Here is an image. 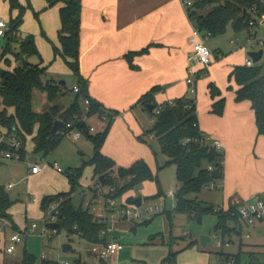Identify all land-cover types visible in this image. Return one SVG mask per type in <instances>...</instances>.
I'll return each mask as SVG.
<instances>
[{
  "label": "trees",
  "instance_id": "1",
  "mask_svg": "<svg viewBox=\"0 0 264 264\" xmlns=\"http://www.w3.org/2000/svg\"><path fill=\"white\" fill-rule=\"evenodd\" d=\"M5 1L8 3L10 17L8 29L5 32L7 45L1 57H5L4 54L9 53L12 43H17L19 50L16 55L13 54L16 59V65L13 67L7 63V60L0 58V128L14 134L24 145L25 135H33V152L43 153V155L52 153L65 137L61 134L63 130H60L52 138L51 128L55 120H61L64 124L73 122L75 127L84 130V136L93 145V156L78 168H68L65 173L70 189L67 192H60L42 198L40 207L45 212L51 201L60 199V214L57 218L60 227L57 229V234L64 230L68 238L78 236L89 244L106 242L109 238L104 236L102 232L107 223L95 221L91 209L84 207L82 200L78 204L74 203L78 191H84V188L79 184V180L86 165L93 167L94 179L97 178L96 184L102 186L103 192L100 194L105 198L120 199L126 193L138 189L146 181L156 183L157 193L145 198L143 201L158 200L165 197L166 193L162 191L157 175L151 171L144 160H137L128 167H122L101 153L112 117L108 110L102 108L101 104L90 98L87 92V82L81 73L82 0H43L46 4L44 9L60 5L57 44L51 42L53 55L54 59L60 57L73 72L77 78V86L80 91L76 94L73 104L64 111L58 105H54L42 113L36 112L32 107V90L34 88L38 89L46 94L49 101H53L62 93V89L51 79L45 78L47 67L43 65V58L37 48L34 36L28 35L29 39L27 40V37H22L21 34V26L26 11L31 10L37 20L39 19V12L33 10L30 0H26L25 4H22L19 0ZM253 7L264 11V1L194 0L192 6L187 8L186 11L194 28L199 29L203 35L209 33L210 37H216L224 34L228 26H231L235 33H247L250 27L249 21L253 18L251 14ZM41 31L43 36L46 37L44 31ZM144 51L145 49L137 53H129L127 58ZM22 55L26 58H23ZM30 56L37 57V63L29 62L27 59ZM230 79H233L237 86V89L234 90L235 101L247 100L250 102L255 115L257 135H264V62L261 64L254 63L250 67L245 64L235 66L230 73ZM157 89V87H153L139 99V102L146 106H154L152 110L147 109L154 118L150 134L155 136L161 154L167 158L163 166L169 164L176 166L177 206L173 211L162 213L166 215L171 227L168 241L171 250L161 262V264H176L178 251L172 250V217L174 213H183L189 218H197L205 213H215L217 222L214 226V232L219 233L224 240L230 242L232 237L236 236V226L239 223L230 212H215L213 205H206L196 197V194L201 192L204 187L215 181L211 177L208 167L212 166L214 170L217 169L219 178H222L224 164V152L217 151L204 140L206 136L198 125L196 100L184 97L174 100L173 104L168 102L157 104L152 99V95ZM208 89L213 99L220 97L221 92L213 83L208 85ZM85 98L90 100L89 108L92 114L99 116L105 114L107 116L108 121L102 130L89 133L87 124L76 120L75 116L79 117L82 114V101L79 102V99L83 100ZM224 106L225 99L220 97L213 103L211 112L215 115H221ZM156 108H160V112L154 115ZM0 148H2L1 145ZM154 154L157 160V153ZM163 166L158 165V169ZM100 175H104L105 178L103 185L98 180ZM12 204L13 202L5 191V187L0 185V218L14 232H17L20 230H17L13 217L8 212ZM124 204L133 205L134 203L132 198L129 197ZM53 238L49 237L48 243L52 242ZM195 244L196 242H192L186 248ZM222 256L225 259L236 257L241 261L242 251L239 249L237 253L222 254ZM100 261V264H104V260ZM4 264L59 263L53 258H37L24 250L19 262ZM72 264L86 263L80 258H75Z\"/></svg>",
  "mask_w": 264,
  "mask_h": 264
},
{
  "label": "crops",
  "instance_id": "2",
  "mask_svg": "<svg viewBox=\"0 0 264 264\" xmlns=\"http://www.w3.org/2000/svg\"><path fill=\"white\" fill-rule=\"evenodd\" d=\"M19 1L22 4L26 3V0ZM4 2L8 6L5 0H0V6L4 5ZM35 2L39 3L36 8L33 7L30 0L34 11L38 8L44 10L42 13L40 10L35 11L39 12V18L41 16H48L51 19L48 26H45L46 32L43 30L45 36L50 42L57 44V31L60 26V5L44 9L46 4L43 0H40V2L39 0H35ZM192 29L193 25L188 18L187 11L183 7L181 0H82L80 40L81 73L87 82V92L90 98L101 104V107L108 110L111 114L112 118L109 123L108 134L102 146L101 153L112 159L117 165L128 167L137 160H144L151 171L153 173L155 172V169L152 167V160L147 156L148 153L144 151L141 153L140 150H137L138 147L142 150L149 144L145 139L147 133V139L155 141L157 144L155 136H151L150 134L151 129L143 125L142 117L148 110L145 104L139 102V99L153 87L158 88L152 95L153 101L157 104L184 97L189 99L194 98L188 95V85L186 83V55L191 50V45L188 40ZM238 42V37L230 38L231 46L237 45ZM35 43L39 52L42 54L44 66L49 68L52 62H56L57 67H66L60 57L54 59V55H49L43 41L35 39ZM144 49L145 51L143 53L127 58L129 53H137ZM210 50L215 58L214 63L227 55V53L221 51L219 48ZM248 52L247 56H249ZM9 60L11 61L12 67L16 65L12 62L11 57H9ZM219 63L212 64L207 71L208 77L206 76L202 80H199L198 94L194 99L196 100V113L200 130L205 136L218 138L222 143V149L220 150L224 152L223 176L221 180V187L223 189L222 202L223 205L226 204L228 207H232L236 202L246 204L264 194V135H257L255 115L250 102L247 100L241 102L235 101L234 90L237 89V86L234 84L233 79H230V73L235 66L242 65V63L229 67L226 72L228 74L227 80L226 74L221 75L222 64L219 65ZM222 76L223 78L225 77L224 80H226L227 84H222ZM46 79H48L47 76ZM210 83H213L220 90V97L225 99L224 111L221 115H215L211 112L213 103L220 97L215 99L211 97L208 89ZM229 84L233 86L231 87L233 88L231 91L228 90ZM63 94L62 92L59 96ZM59 96L55 100L49 101L47 105H44V107L36 112L42 113L54 105H58L61 110H65L75 101L74 99L65 106L61 103L62 98ZM96 119H98L97 116ZM106 123L99 122L97 124V131L102 130ZM3 130L6 129L0 128V131ZM126 136L130 138L129 141L127 140V143H125ZM32 137L33 135H25V149L27 147V140H32ZM83 137L89 141L85 136ZM157 148L159 149V145ZM93 152L92 145V153L89 159L93 156ZM154 153L157 152L153 150L155 164L158 170V165L160 164L158 159L156 160ZM39 154L43 155V153ZM43 156L46 157L47 155ZM166 161L167 158L165 157L164 163L160 166H163ZM49 164L51 165V163ZM91 169L92 179L94 180L93 167ZM40 172L37 174L29 173L27 164V177L38 178ZM62 172L58 173L61 174ZM66 179L68 180L67 176ZM94 183L96 184L95 180ZM2 186L5 187V185ZM12 188L5 189L8 195L9 190ZM88 188H92V186ZM88 188H84V190ZM139 188L126 193L120 198L122 199L118 200L121 202L120 204H124L129 197L132 198L133 203V200L137 197H140L141 201L147 198L133 193L134 191H138ZM170 188L174 189L172 186ZM167 191L164 193H167ZM82 193L80 192L79 194L80 201ZM41 196L42 200L46 196H53V194L42 193ZM9 198L13 204L8 212L12 215V208L20 200L12 199L10 195ZM40 203L41 201L39 202V208L41 209ZM93 204L94 206L90 207L91 213L93 215H99L102 205L101 200L98 201L95 199L93 200ZM40 211L43 214L42 219L44 222L45 212L42 209ZM159 215H162V213L156 214L155 217ZM13 220L17 226V230L21 231V226L23 224V226L27 225V220L21 226L18 225L14 217ZM121 220L115 217L107 223L110 225V222L115 223ZM123 221L129 222L127 225L132 228L134 225L137 226L138 223L137 221ZM236 227L237 233L235 237H232L231 243L234 244L233 240L239 238L237 249L234 252L227 253H237L240 245H242L241 251L244 250L242 255L247 253L249 256V262L247 264H259L258 255L260 251L264 250V219L253 226L237 224ZM252 229L253 232H250ZM113 230V238L123 244L118 238L117 231L114 228ZM13 232L14 230L4 220H0V254L4 256L1 264L17 263L18 261L10 258L8 254H13L19 249L26 250L25 242L28 237L17 246L16 251L12 253L5 251L9 236ZM40 237L44 238L41 235ZM73 237L82 240L78 236ZM168 239L169 235H162L160 238L157 237V239L152 238L153 241H151V244L154 241L162 244L167 242L168 244ZM69 242L71 246L70 252H75V248L71 244L72 241L69 240ZM49 244L52 245L51 242ZM197 244L199 247L201 246L199 242ZM43 247H45L44 244ZM205 247L201 246L200 248L204 249ZM40 252L41 254H46L44 248ZM51 254L53 255V252ZM253 255L258 257L257 261L251 260ZM118 256L119 253L114 257L117 258ZM76 258H80V256H76ZM241 261L246 263L242 259V256ZM64 262L70 261L66 260Z\"/></svg>",
  "mask_w": 264,
  "mask_h": 264
},
{
  "label": "rangeland",
  "instance_id": "3",
  "mask_svg": "<svg viewBox=\"0 0 264 264\" xmlns=\"http://www.w3.org/2000/svg\"><path fill=\"white\" fill-rule=\"evenodd\" d=\"M31 2L34 8L39 5V3H36L35 0H31ZM40 9L41 8L35 9V11H38ZM40 11L41 13L44 12V10ZM9 17V7L7 6V4L5 5L4 2V5L0 6V18L5 21L7 26L9 22ZM50 20L51 19L48 16H41L37 20L31 10L26 11L24 16V22L21 26V34L22 37H28V35H33L36 40L39 39L43 41V44L46 46L49 55L53 56L51 42L47 37L43 36L41 31L44 30L46 32L45 26H48ZM259 33L261 35L264 33V25L260 28ZM231 37L239 38V42L237 45L231 46ZM205 42L207 43L210 49L219 48L221 51L227 53V55L222 57L218 62H215L219 63L222 60L219 63V65L222 64L221 75L226 74L229 67L233 65L241 63L242 65L245 64L247 52L249 51L248 44L246 41V32L235 33L232 27L228 26L224 34L216 37H210ZM6 45L7 38H5V36H0V58L7 60V63L11 64V61L9 60V57H11L12 62L16 64V59L13 54H17L19 50L18 44L12 43L9 53H5L4 55L6 56L1 57V55L4 53L3 51ZM262 49L263 57L260 62H258V64L264 62V45ZM22 57L26 58V56L24 55H22ZM214 59L215 58L213 57L210 66L204 70V75L198 78L196 84V93H190L189 88L187 87V93L189 96L194 98L197 97L199 80H202L208 75L207 71L214 63ZM27 60L31 63H37L38 61L37 57L35 56H30ZM46 71L47 75H44L45 78L46 76L48 79L51 78L53 82H55L56 84H58V86L61 87L62 92L64 94L59 97L62 98L61 103L67 106L68 103L72 102L76 97V94L73 93V91L71 90L74 86L77 85L76 76L67 66L64 68L57 67L56 62H52ZM227 76L228 74H226V80ZM224 78L222 76V84H227ZM61 82H64V84ZM230 87L233 86L229 84L228 90H233V88L230 89ZM81 101L82 100L79 99V102ZM48 102L49 100L43 92L35 88L32 90V107L35 111L40 110L42 107H44V105H47ZM151 116L152 114L147 111L145 114H143L142 117L143 125L146 126L148 129H152L153 127ZM88 122L92 126L98 128L97 124L99 122L101 123L102 120L96 119V117L94 116L90 118ZM103 122H107V118ZM147 138L148 133L146 134L145 139L148 141L149 144L146 145L142 150L139 147L137 150H140L141 153L142 151L148 153L147 156H149L152 160V167L153 169H155L154 174H157L158 176L162 191H167L171 186L175 190H177L178 182L176 178L175 165L169 164L157 170L153 150L157 152V159L160 165L164 163L165 157L160 153L159 149L157 148L158 145L156 144V142L148 140ZM127 140L129 141L130 138L126 136L125 143H127ZM26 151L27 161L31 163H38L42 167V171L40 172L38 178L27 177L26 160L24 162H0V185L6 186L8 183L13 184V188L9 190V195L12 199L20 200L12 208V215L15 218V221L18 223L19 226H21V224L24 223L25 220H27V225L23 226V224L20 228L21 230H24L25 227L30 228L33 223H36L38 226L36 234H30L28 236L25 242L26 250L35 255L37 258H40V251L42 248H44V251L48 255H51V252H53V259L56 260L59 264H62V262L66 260L71 262L76 258V256H80V258L87 264H100L101 261L99 260V258L96 257V255H94L90 251L89 243H87L85 240H78L73 236L68 238L64 230H61L59 234L50 233L49 237H54L51 242L52 245L48 243L49 237H46L45 239L40 237V231H42L44 227V222L42 219L43 214H41V209L39 208V202L41 201L42 193L54 195L61 191L69 190L70 184L66 179L65 172L69 167H80L83 165L84 161H88L92 153V144L87 141L84 137L80 138L79 140H74L70 136H65L61 140L59 145L55 148V150L52 153L48 154L46 157H44L39 153L32 152L33 141L29 139L27 140ZM49 163H51V165ZM54 164H56L62 169L63 172L61 174L54 169ZM94 180L92 179L91 166L86 165L83 169L79 184L82 188H88L91 186L92 188H88L84 191H81V193L83 192L81 195L82 204L86 199H90V201H93L95 198L99 201L100 197L99 193L97 192L98 185L94 183ZM221 180L222 178L215 179V189H209L206 186L202 189L201 192L196 194V197L206 205H213V207L216 209H226L228 206L226 204L223 205L222 202L223 189L221 187ZM96 181L97 178L95 182ZM138 191H134L133 193L136 195H141L142 197H149L157 193V185L154 181H146L142 183ZM79 194L80 190L75 195V204H78L80 201ZM116 200L118 201L119 199ZM118 203L121 202L118 201ZM92 205L94 206L93 202ZM0 220L2 219L0 218ZM137 222V226L134 225L135 227L133 226V228L127 225V223L129 224V222L123 220L117 221L115 223L110 222V225H112L113 228L117 231L118 238L123 243V249L119 252V256L117 258L113 256L109 259H106L104 261V264H161L162 260L168 256L171 248L168 246L167 242L162 244L159 242L156 243V241H154V243L151 244V241H153L152 238L157 239V237L160 238L162 235H169L171 227L166 215L162 214L156 217L155 215H146V217H142L141 220L139 219L137 220ZM216 222L217 216L215 213H205L201 216V221H198L197 218H189L186 214L183 213H174L172 217V250L178 251V254L176 256V264H222L225 260H227L222 256V254H229L227 252H234L237 249L239 238L237 240H233L234 244H232L231 247H223V250L217 248V239H211V241L204 249H201V246L199 247L197 244L201 235L210 236L211 238L214 233V226ZM250 232H253V229L250 230ZM69 240L72 241L71 244H73L75 252H64L62 250V244L70 243ZM192 242H196V244L186 248ZM43 244L45 245V247H43ZM241 247L242 245H240V249ZM22 253L23 250L19 249L13 254H8V256L14 259L15 261L19 262ZM3 257V254H0V264L2 262ZM258 257L259 264H264V250L260 251ZM242 259L246 262L245 264L249 262V256L247 255V253H244L242 255Z\"/></svg>",
  "mask_w": 264,
  "mask_h": 264
},
{
  "label": "built area",
  "instance_id": "4",
  "mask_svg": "<svg viewBox=\"0 0 264 264\" xmlns=\"http://www.w3.org/2000/svg\"><path fill=\"white\" fill-rule=\"evenodd\" d=\"M264 0H262L263 2ZM194 0H181V3L185 9L190 8ZM253 18L249 21V30L246 33V41L248 44L249 51H258L262 49L264 45V33L261 35L260 28L264 25V11H260L257 7H253L251 10ZM8 29L7 24L3 19L0 18V36H5V32ZM210 37L209 33L203 35L199 29L194 28L191 31L189 36V43L191 45V50L186 55L187 61V77L186 83L188 85L190 93H196V83L198 78L204 75V70L210 66L212 63L213 57L212 52L209 46L206 44V40ZM245 65L250 67L254 63L250 56H247L245 60ZM73 93L78 94L80 89L76 85L72 88ZM169 104H173V101H169ZM90 100L85 98L82 100V114L75 118L77 121H82L87 124V131L94 133L97 131V128L89 124V119L92 117H98L99 120L105 121L106 115H94L90 111ZM160 108L154 110V115L159 114ZM154 118L152 117V122ZM65 126V128H64ZM63 130L61 134L63 136H70L74 140H78L84 136V130L74 126L73 122H67L61 128ZM151 136H154L151 134ZM205 142L209 143L211 147L215 148L217 151L222 149V143L218 138H209L205 137ZM0 162L1 161H27L26 158V149L24 143L16 137L14 134L8 132L7 130L0 131ZM29 167V173L37 174L41 171L42 167L38 163H31L27 161ZM54 169L58 172H62V169L56 164L53 165ZM209 172H213L214 169L212 166L208 167ZM13 187V184L9 183L5 186L6 188ZM209 189H215L216 183L212 181L207 186ZM97 192L99 193V200H101V212L99 215H93L94 220L98 223H107L113 218H118L127 221H137L146 215H156L163 213L167 210L173 211L176 206V191L170 188L165 197H162L155 201H141L139 205H127L120 204L116 199L105 198L102 196L103 189L99 184L97 186ZM60 199L51 201L45 211L44 218V227L40 231V235L44 237L50 236V233H56L57 229H52L47 226V223L57 222V218L60 214ZM93 201L86 199L83 202L84 207L90 208ZM169 203V208L168 207ZM231 209V210H230ZM215 212H230L233 216L236 217L239 224H245L247 226L256 225L260 220L264 219V194L258 196L253 201L242 204L239 202L234 203L232 207L224 208H215ZM38 229L36 223H33L30 228H25L24 230L13 232L8 239L5 251L12 253L16 251L17 246L21 244L30 234H34ZM102 234L107 236L109 240L106 242L94 243L90 245V251L99 258V260H106L113 256H116L123 248V244L116 241L113 238L114 230L112 226L107 223L106 228L103 230ZM211 239H217V248L222 249L223 247H230L231 242L224 240L219 233L214 232L211 236ZM223 250V249H222ZM43 258H53V255H48L42 253L40 256ZM63 264H72L70 262H64ZM223 264H245L242 261H239L236 257H230L225 260Z\"/></svg>",
  "mask_w": 264,
  "mask_h": 264
},
{
  "label": "water",
  "instance_id": "5",
  "mask_svg": "<svg viewBox=\"0 0 264 264\" xmlns=\"http://www.w3.org/2000/svg\"><path fill=\"white\" fill-rule=\"evenodd\" d=\"M28 39H29V38L27 37V40H28ZM248 55L252 58L253 63H258V62H260V60H261L262 57H263V49H260V50H258V51H249V52H248ZM61 83L64 84V82H61ZM153 108H154L153 105H151V106H146V109H148V110H152ZM63 125H64V123H63V121H61V120H55V121L53 122V125H52V128H51V136H52V138H54V137L58 134V132H59V131L61 130V128L63 127ZM211 177H212L213 179H218V178L220 177V176H219V172H218L217 169L214 170V171L211 173ZM98 180H99L100 183L103 185L104 182H105L104 175H100V176L98 177ZM133 201H134L135 204L139 205L140 202H141V199H140V197H137V198H135ZM197 220H198V221H201V216L197 217ZM47 226H49V227L52 228V229H58V228L60 227V225H59L58 222L47 223ZM210 241H211L210 236L201 235L200 238H199V243H200V245L203 246V247L207 246L208 243H209ZM61 247H62V250H63L64 252H67V251H70V250H71V246H70L69 243H64V244H62ZM251 260H252V261H257V260H258V257H256V256L253 255V256L251 257Z\"/></svg>",
  "mask_w": 264,
  "mask_h": 264
}]
</instances>
